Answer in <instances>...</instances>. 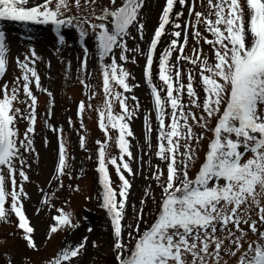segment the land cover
Wrapping results in <instances>:
<instances>
[{"label": "snow or ice", "instance_id": "snow-or-ice-1", "mask_svg": "<svg viewBox=\"0 0 264 264\" xmlns=\"http://www.w3.org/2000/svg\"><path fill=\"white\" fill-rule=\"evenodd\" d=\"M145 7L146 0H0V22L49 25L60 45L68 43L69 33L63 30L78 33L73 39L83 41V55L77 79L88 93V102L77 104L81 129L96 95L88 79L95 78L89 55L96 52L104 94L98 127L105 134V141L96 142V170L116 264H264V0H164L147 46H129V40L145 38ZM9 51L0 28V221L15 215L26 246L36 251L35 229L24 208L28 159L38 155L34 89L45 93L53 106L54 95L42 86L34 49L23 59L15 58L20 74L6 81ZM137 56L144 57V79L153 99V111L144 115L145 140L151 150L155 132L154 155L160 162H148L150 176L145 179L155 183L160 195L148 184L135 223H127L130 177L141 174L143 167V156L132 152L131 124L141 108L132 93L139 85L131 82L135 77L124 66L135 64ZM154 64L159 83L153 80ZM116 104L119 112L114 111ZM51 116L49 110L46 120ZM21 121L27 122L23 132ZM46 126L58 137L52 179L63 187L61 177L70 174L64 129ZM112 131L119 156L107 152ZM79 143L84 147L86 137L81 135ZM134 160L142 162L135 171ZM110 166L119 178L118 190ZM149 200L156 206L150 224L145 220ZM58 212L50 233L78 227L71 213ZM86 242L84 237L66 244L48 264H79Z\"/></svg>", "mask_w": 264, "mask_h": 264}, {"label": "rangeland", "instance_id": "rangeland-1", "mask_svg": "<svg viewBox=\"0 0 264 264\" xmlns=\"http://www.w3.org/2000/svg\"><path fill=\"white\" fill-rule=\"evenodd\" d=\"M103 2V0H101ZM164 0H146L144 12L145 32L144 40H129V46L139 43L145 48L150 41L158 16ZM247 18V17H246ZM0 28L5 31L10 51L8 53L9 66L5 76L6 81L20 74L15 63V58L23 59L24 55L34 49L40 57L36 68L41 75L42 86L53 92L54 106L50 98L38 89H34L38 96V122L34 137V146L38 155L29 156L28 169L29 182L24 184L28 197L24 200L25 213L34 227V238L38 244V250L33 251L26 246L23 233L16 227L17 218L10 215L7 221H0V264H48V260L54 257L66 244L78 243L87 237L86 251L79 260V264H116L112 232L109 214L101 207L99 194L100 181L97 172V141H105V134L98 127V109L104 104L102 82L100 78V64L95 50L89 55V71L95 77H89L94 86L95 97L90 101L92 108L87 110L84 116V129L80 128V120L77 116V104L81 100L87 101V91L78 82L81 76L79 61L83 55V41L74 40L72 30H63L69 33L66 39L68 43L60 45L55 41V32L50 30L49 25H37L34 23H19L13 21L0 22ZM132 35H136L135 30ZM31 37L32 39H29ZM92 41L89 40V44ZM164 41L162 40V45ZM207 50V46H205ZM159 51V49H158ZM135 64L128 62L124 66L135 77L131 82L139 85L133 89V93L140 101L141 108L137 118L132 121L131 127L134 132L132 139V152L135 156H143V167L141 174L130 177L132 188L129 191L128 206L126 207L127 223H135L134 217L140 208V200L143 198L144 190L148 184H152L157 198L159 189L151 179L149 161L152 165L160 163L154 155L156 134H152L153 148L148 149L145 135L144 115L153 111V99L149 87L144 79L145 60L142 56L136 57ZM153 80H156V69L154 64ZM51 110L52 116L46 120V114ZM119 112V105L114 107ZM69 119L72 125H69ZM52 124L64 129L63 139L69 154V175L61 177L60 182L53 180L55 168L58 162V137L46 125ZM27 125L26 121L19 123L21 132ZM155 127V121H153ZM112 141L108 142L107 152L110 156H119V150L115 143L116 132L111 133ZM86 137L84 147L80 146L79 139ZM201 143L199 149L200 160L192 169L194 177L198 165L203 161L207 151L208 137ZM131 139V138H130ZM47 141V143H45ZM142 162L134 160L131 164L134 171L140 167ZM110 174L114 181V187L119 188V178L115 169L110 166ZM78 189V190H76ZM47 197V203L45 198ZM7 207V205H6ZM63 209L71 213L76 229L64 228L56 233H50V227L55 223L54 217ZM156 206L149 200L145 206V220L150 224ZM146 225L141 224L143 230ZM91 228L89 232L87 229ZM95 243L96 247H93ZM112 261V263H111ZM114 262V263H113Z\"/></svg>", "mask_w": 264, "mask_h": 264}, {"label": "trees", "instance_id": "trees-1", "mask_svg": "<svg viewBox=\"0 0 264 264\" xmlns=\"http://www.w3.org/2000/svg\"><path fill=\"white\" fill-rule=\"evenodd\" d=\"M101 188H102V186L100 185V186H99V189H101ZM112 261H115V260H112ZM112 261H111V263H112ZM113 263H114V262H113ZM115 263H116V261H115Z\"/></svg>", "mask_w": 264, "mask_h": 264}]
</instances>
